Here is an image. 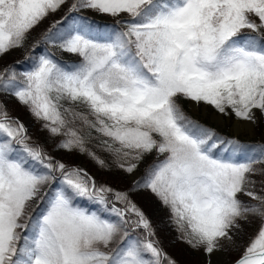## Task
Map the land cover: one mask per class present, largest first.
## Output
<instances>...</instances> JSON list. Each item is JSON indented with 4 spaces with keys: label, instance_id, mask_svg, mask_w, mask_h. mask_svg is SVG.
<instances>
[{
    "label": "snow or ice",
    "instance_id": "snow-or-ice-1",
    "mask_svg": "<svg viewBox=\"0 0 264 264\" xmlns=\"http://www.w3.org/2000/svg\"><path fill=\"white\" fill-rule=\"evenodd\" d=\"M85 11L115 23L102 29ZM17 50L24 61L3 63ZM181 100L264 122V0H0V264H176L133 199L143 192L208 264L225 247L240 253L232 264H264V139L223 137ZM54 153L86 155L130 186L98 183Z\"/></svg>",
    "mask_w": 264,
    "mask_h": 264
},
{
    "label": "rangeland",
    "instance_id": "rangeland-1",
    "mask_svg": "<svg viewBox=\"0 0 264 264\" xmlns=\"http://www.w3.org/2000/svg\"><path fill=\"white\" fill-rule=\"evenodd\" d=\"M82 13L93 19H99L103 24L104 21L109 24L115 23V19L110 16L98 15L87 11L81 12V14ZM59 15L60 12L55 14V20H59L58 18L61 17ZM50 48L56 53L57 57L63 59V61L67 64L78 59L77 56L63 52L51 45ZM45 51H49V49H45ZM22 58H25V55L22 51H13L11 54L5 57L3 63H15ZM7 107L12 117L18 118L22 123H25L26 127L29 128L30 135H32L34 139L37 140L39 137H43L44 132L39 131L38 122L24 107L18 104L15 99H8ZM186 107L191 117H195V119L198 121L206 123L207 127L214 129L223 137H234L239 141L246 143H255L264 139V122H261L255 126H251L248 128V130H242L236 133L234 123L237 121L235 118L229 119L216 113L211 106L206 108L203 104L195 105L193 102L188 100L186 102ZM49 150H51V144H49ZM54 155H57L58 158L63 159L70 165L86 170L96 179L98 183L109 184L117 189H125L130 186L131 177L127 176L126 174H121L119 171L112 172L102 170L96 165L92 164L89 160H85L84 155L82 154L74 153L72 155H66L64 153H54ZM151 159L152 158L149 157L148 160H146L145 163L141 165L137 174L143 173L144 168L148 163L151 162ZM242 198L248 199L247 197ZM133 199L153 222L156 229L155 239L159 242V245L163 251L168 256H170L176 262V264H208V259H206L204 253L192 249L183 239L180 238V234L171 222L168 209L163 207L154 196L148 192H143L134 194ZM258 226V221L253 222L250 226L245 225V232L252 233ZM246 242L247 236L244 234H242L237 239L238 244ZM242 250L243 249L241 248L240 251ZM220 251L226 256V259L222 260V262L218 264H230V262L236 259L240 254L238 251L231 250L228 247H225ZM218 256L219 254L217 252L212 254L210 257L212 264H217V262H214L213 260L217 259Z\"/></svg>",
    "mask_w": 264,
    "mask_h": 264
},
{
    "label": "trees",
    "instance_id": "trees-1",
    "mask_svg": "<svg viewBox=\"0 0 264 264\" xmlns=\"http://www.w3.org/2000/svg\"><path fill=\"white\" fill-rule=\"evenodd\" d=\"M79 15H83V16H87V15H85V14H79ZM59 16H61L60 17V19L64 16V10H61L60 11V15ZM89 19H90V21L91 22H93V24L94 25H98V26H100L102 29H103V26H105V25H112V24H109V23H107V22H105L104 21V24L98 19V20H96V19H93V18H91V17H89V16H87ZM53 17H50L49 18V20H47V21H45L44 22V24H42L41 25V27L40 28H38L37 29V31L36 32H34L33 33V37H36V35H37V33L38 32H40L42 29H44V28H46L53 20ZM55 20V19H54ZM57 20V19H56ZM45 49H49V51H47V52H50V53H52L59 61H63V59H60L59 57H57V55H56V53L50 48V45H47V46H45V45H41L39 48H38V50H37V52L38 53H43V52H45ZM25 60V58H22V59H19L18 61H24ZM77 60V59H76ZM76 60H74V61H76ZM64 62V61H63ZM65 63V62H64ZM67 64V63H66ZM68 64H71V63H68ZM18 66H16L17 67V69L19 70V71H23V70H25L27 67H28V64L27 63H22V64H17ZM182 102V103H181ZM181 107H182V109L187 113V115H189L190 116V114H189V112H188V110H187V107H186V102H187V100H181ZM191 117V116H190ZM193 120H195V121H197V122H199L200 124H202V125H204V126H206V123H203V122H200V121H198L197 119H195V117L193 118V117H191ZM39 142H41V143H44L45 141H46V133H43V137L42 138H40L39 137V139H37ZM101 155H103V154H101ZM87 157V156H86ZM88 158V157H87ZM90 161L92 164H94V165H96L91 159H87V161ZM97 166V165H96ZM114 171H117V170H112V172H114ZM121 174H123V173H121ZM242 199H245V198H242Z\"/></svg>",
    "mask_w": 264,
    "mask_h": 264
},
{
    "label": "bare ground",
    "instance_id": "bare-ground-1",
    "mask_svg": "<svg viewBox=\"0 0 264 264\" xmlns=\"http://www.w3.org/2000/svg\"><path fill=\"white\" fill-rule=\"evenodd\" d=\"M55 19V17L53 16V19L52 20H54ZM59 20H60V18H58ZM38 50V49H37ZM16 66H18V65H16ZM234 126H235V131H236V133H238V132H240V131H242V130H248V128H250L251 127V125H246V124H244L243 122H235L234 123ZM83 155V154H82ZM84 158H85V160H87L88 158L86 157V155H84ZM137 175H139V174H137ZM218 254H219V256L217 257V259H214L213 261L215 262H217V264L218 263H221L222 262V260H224V259H226V256L225 255H223V253H221V251H218L217 252ZM221 256V257H220ZM230 263H232V262H230Z\"/></svg>",
    "mask_w": 264,
    "mask_h": 264
},
{
    "label": "water",
    "instance_id": "water-1",
    "mask_svg": "<svg viewBox=\"0 0 264 264\" xmlns=\"http://www.w3.org/2000/svg\"><path fill=\"white\" fill-rule=\"evenodd\" d=\"M230 264H232V263H230Z\"/></svg>",
    "mask_w": 264,
    "mask_h": 264
}]
</instances>
